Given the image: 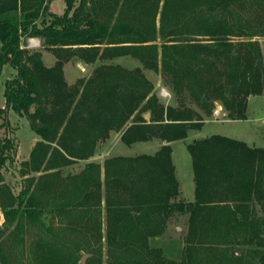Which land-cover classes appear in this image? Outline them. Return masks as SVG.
<instances>
[{
	"label": "trees",
	"instance_id": "obj_1",
	"mask_svg": "<svg viewBox=\"0 0 264 264\" xmlns=\"http://www.w3.org/2000/svg\"><path fill=\"white\" fill-rule=\"evenodd\" d=\"M159 1L65 0L58 15L51 0H0V65L16 70L6 82L0 117L14 109L40 137L24 163L23 174L30 176L25 187L3 207L7 244L21 246V256L31 248L20 264H81L83 250L93 254L84 264H231L214 251L221 238L210 234L226 218L224 210L230 221L252 227L255 264H264V148L217 133L189 143L196 189L187 201L171 145L201 128L202 112H215L216 101L229 118L242 119L249 96L263 95L264 53L254 37L264 35V0H213L184 14L173 7L180 1L165 0L157 29ZM168 11L172 22L166 26ZM31 36L53 50V65L26 48ZM128 54L142 66L104 62L72 84L64 74L71 58L94 64ZM145 68L161 72L175 105L160 100ZM113 131L127 145L155 138L163 144L153 154L115 155L62 176L65 166L93 157ZM15 150L11 137L0 140V167ZM49 192L60 201L47 212ZM184 213L190 220L187 256L177 263L149 243ZM202 236L213 241L199 258L194 242ZM5 240L0 264H17L20 250L7 254Z\"/></svg>",
	"mask_w": 264,
	"mask_h": 264
},
{
	"label": "rangeland",
	"instance_id": "obj_2",
	"mask_svg": "<svg viewBox=\"0 0 264 264\" xmlns=\"http://www.w3.org/2000/svg\"><path fill=\"white\" fill-rule=\"evenodd\" d=\"M165 0H160L159 12L156 15L155 21L157 29L161 27V11L163 3ZM175 3L173 7L179 8L181 14L190 12L194 10L199 5H203L206 2L213 0H187L184 1V5L181 0ZM179 3V4H178ZM51 11L58 15H61L65 10V0H51L50 2ZM47 20L51 19L50 16L46 17ZM172 13L168 11L165 14L164 23L168 26L172 22ZM258 39L261 44V49L264 53V35L261 37H254ZM157 43H161L162 38L159 34L156 36ZM26 48L30 52H39L47 65H53L57 57L53 50L46 47L44 41L36 36L28 37L24 40ZM68 51V50H66ZM119 63L126 68H133L136 66H142L140 60L132 55L119 56L112 58V60L99 59L94 64H88L82 61L80 58H71L67 60L64 64V74L70 84L76 82L80 77H88L92 74V71L101 63ZM145 73L154 83V86L158 92L159 98L162 102L166 104L175 105V96L170 87H168L164 81L163 76L160 71H156L151 68H145ZM16 74V70L10 63H4L0 65V107H6V97H5V86L9 79H12ZM166 93H165V92ZM165 93V95L163 94ZM248 104L246 109V116L242 119L229 118L228 115L224 117H216L214 112L212 114H205L202 112L205 122L201 128L190 129L185 138L175 140L171 142L173 161L175 164V171L179 184L181 187V197L187 201H193L195 199V183H194V170L192 165V156L188 150V144L193 142L195 139L200 137H205L212 135L214 133L221 134L228 137H234L245 141L247 144L255 147L264 148V93L263 95H250L248 98ZM216 109H221L227 113L226 108L222 103L216 101ZM196 107V106H195ZM197 108V107H196ZM8 117L5 119L0 117V140L9 136L13 139L16 144V150L14 153H10L8 159L0 167V241L5 240L7 237V228H4L3 222L4 209L3 207L8 204L14 196H18L20 191L26 185L27 177L29 175L23 174V167L25 161L29 159V154L33 145L40 138L29 125V121L26 116H21L14 109L9 108ZM215 109V110H216ZM145 116V115H144ZM162 141L160 139L147 140L145 142H135L131 145H127L120 139V132L113 131L107 140L101 141L98 144L95 154L88 160L81 159L76 163L65 166L61 170L63 177L68 175L78 174L82 168L85 167L87 162H95L103 164L104 160L108 157H113L115 155H136V154H153L157 151L161 145ZM103 171V169H102ZM103 173V172H102ZM39 175L40 173H32ZM44 199L46 205V211L49 212L51 209L55 208L53 204L59 202L58 196L54 193H48ZM234 207V206H233ZM250 207L248 208V210ZM256 210H260L256 206ZM227 210H224L223 216L226 218H221V222L218 221L217 229L211 230V236L217 239V236L221 238L214 240V251L219 253V256L224 257L227 261L228 258L231 260V264H255L258 260V246L256 238H253L252 227L248 224L242 225L243 222L230 221L225 215ZM50 216V214H49ZM43 221L48 222L49 217L44 215ZM223 219V220H222ZM227 219V220H224ZM232 220V219H231ZM233 222V223H232ZM232 227H228L231 225ZM4 228V230H3ZM34 228V227H33ZM190 228L189 213H184L183 215H177L171 219L165 233L161 236H154L150 238L149 247H155L160 249V253L165 257L169 258L177 263L180 262L186 254V246L188 245L187 236ZM32 234L28 236V241L31 243L33 235L37 234V228L32 229ZM70 234L69 236H71ZM64 238L68 235L63 234ZM203 241H195L194 244L198 248L200 254L199 258L205 256L206 247L213 240H209L210 236H202ZM5 252L19 251L14 262L20 264L22 259L28 257L31 248L26 251V254L21 256V246L12 248L10 244L5 240ZM91 246L93 242L91 241ZM14 245V244H13ZM106 245V244H105ZM23 249V248H22ZM200 249V250H199ZM203 252V253H202ZM20 253V255H19ZM86 258L83 261V256ZM79 263L84 264L89 258L92 257V252L83 250L80 251ZM103 258L106 259V246H103ZM19 262V263H18ZM229 262V261H228ZM227 263V262H226ZM106 264V263H105Z\"/></svg>",
	"mask_w": 264,
	"mask_h": 264
},
{
	"label": "water",
	"instance_id": "obj_3",
	"mask_svg": "<svg viewBox=\"0 0 264 264\" xmlns=\"http://www.w3.org/2000/svg\"><path fill=\"white\" fill-rule=\"evenodd\" d=\"M214 115H215L216 117H224V116H227V113L224 112V111H221V109H216L215 112H214ZM149 116H150V112H147V113L145 114V117L147 118V117H149ZM83 257H84V258H83V261H84V259L86 258V255L84 254Z\"/></svg>",
	"mask_w": 264,
	"mask_h": 264
},
{
	"label": "built area",
	"instance_id": "obj_4",
	"mask_svg": "<svg viewBox=\"0 0 264 264\" xmlns=\"http://www.w3.org/2000/svg\"><path fill=\"white\" fill-rule=\"evenodd\" d=\"M165 92V91H164ZM166 93V92H165ZM165 93H163L165 95Z\"/></svg>",
	"mask_w": 264,
	"mask_h": 264
},
{
	"label": "crops",
	"instance_id": "obj_5",
	"mask_svg": "<svg viewBox=\"0 0 264 264\" xmlns=\"http://www.w3.org/2000/svg\"><path fill=\"white\" fill-rule=\"evenodd\" d=\"M91 65V64H90Z\"/></svg>",
	"mask_w": 264,
	"mask_h": 264
}]
</instances>
